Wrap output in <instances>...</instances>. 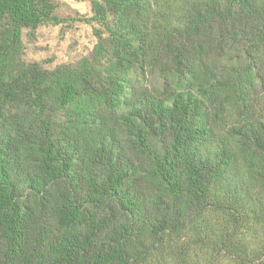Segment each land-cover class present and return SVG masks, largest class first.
Returning a JSON list of instances; mask_svg holds the SVG:
<instances>
[{
	"label": "trees",
	"instance_id": "trees-1",
	"mask_svg": "<svg viewBox=\"0 0 264 264\" xmlns=\"http://www.w3.org/2000/svg\"><path fill=\"white\" fill-rule=\"evenodd\" d=\"M56 8L0 0V264H264V0H91L26 63Z\"/></svg>",
	"mask_w": 264,
	"mask_h": 264
},
{
	"label": "rangeland",
	"instance_id": "rangeland-1",
	"mask_svg": "<svg viewBox=\"0 0 264 264\" xmlns=\"http://www.w3.org/2000/svg\"><path fill=\"white\" fill-rule=\"evenodd\" d=\"M57 6L55 15L62 19L57 25L44 24L22 32L21 59L37 62L45 69L74 64L87 57L95 43L94 23L82 17L91 16V0H51Z\"/></svg>",
	"mask_w": 264,
	"mask_h": 264
}]
</instances>
